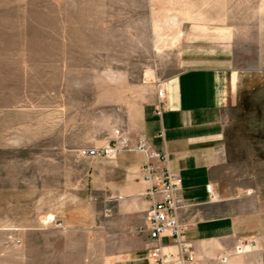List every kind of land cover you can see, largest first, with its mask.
<instances>
[{
  "label": "rangeland",
  "instance_id": "obj_1",
  "mask_svg": "<svg viewBox=\"0 0 264 264\" xmlns=\"http://www.w3.org/2000/svg\"><path fill=\"white\" fill-rule=\"evenodd\" d=\"M217 61L222 181L264 264V0H0V264H102L115 243L90 189L100 162L78 151L133 121L157 84Z\"/></svg>",
  "mask_w": 264,
  "mask_h": 264
},
{
  "label": "crops",
  "instance_id": "obj_2",
  "mask_svg": "<svg viewBox=\"0 0 264 264\" xmlns=\"http://www.w3.org/2000/svg\"><path fill=\"white\" fill-rule=\"evenodd\" d=\"M225 66L212 62L165 79L161 83L165 91L161 116L155 113V88L133 121L126 119L123 127L103 129L99 139L89 144L102 148L124 137L132 148L145 139L152 149L167 153L169 168L182 179L180 197L186 205L182 218L199 264H222L221 255L231 253L240 240L253 239L246 238L253 219L237 213V200L230 197L231 190L222 181L226 163L223 111L230 78ZM91 159L100 162L89 173L90 189L104 206L106 219L99 225L108 243H115L101 253L102 264H148L150 239L145 213L150 202L145 193L150 184L140 172L145 155L131 149L120 150L111 159ZM91 223L98 225L95 216ZM256 255H231L226 264H252Z\"/></svg>",
  "mask_w": 264,
  "mask_h": 264
},
{
  "label": "built area",
  "instance_id": "obj_3",
  "mask_svg": "<svg viewBox=\"0 0 264 264\" xmlns=\"http://www.w3.org/2000/svg\"><path fill=\"white\" fill-rule=\"evenodd\" d=\"M157 103L155 113L161 116L165 109V91L162 84H157ZM119 134V131H117ZM135 150L145 155V163L140 172L145 181L150 184L145 193L150 207L145 213L147 231L150 239L148 249V264H199L193 245L187 240L188 226L182 218L186 205L180 197L182 190L181 177L168 166V155L150 146L145 139H139L131 148L128 139L120 137L112 146L102 148H82L78 151L81 158L107 157L114 158L120 150ZM211 194V189L207 187ZM214 198V196H212ZM47 222L56 227L63 225L56 215L47 217ZM257 246L254 239H242L231 253L219 257L226 264L231 255L241 256L252 251Z\"/></svg>",
  "mask_w": 264,
  "mask_h": 264
}]
</instances>
